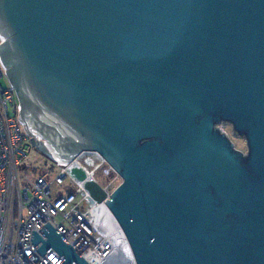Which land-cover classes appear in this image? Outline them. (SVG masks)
I'll return each instance as SVG.
<instances>
[{
    "label": "water",
    "instance_id": "obj_1",
    "mask_svg": "<svg viewBox=\"0 0 264 264\" xmlns=\"http://www.w3.org/2000/svg\"><path fill=\"white\" fill-rule=\"evenodd\" d=\"M0 35L31 146L123 179L85 188L135 264H264V0H0ZM40 231V255L90 264Z\"/></svg>",
    "mask_w": 264,
    "mask_h": 264
},
{
    "label": "built area",
    "instance_id": "obj_2",
    "mask_svg": "<svg viewBox=\"0 0 264 264\" xmlns=\"http://www.w3.org/2000/svg\"><path fill=\"white\" fill-rule=\"evenodd\" d=\"M4 73L0 62V264H60L63 258L56 252L42 256L31 243L32 231L41 234L47 222L89 263L108 261L113 247L96 221L109 209L105 201H95L85 185L97 183L108 199L123 179L97 152H82L66 165L56 161L59 172L52 179L22 180L18 168L36 133L28 134L20 121L13 88L1 84ZM73 169L82 171L84 180L77 179Z\"/></svg>",
    "mask_w": 264,
    "mask_h": 264
},
{
    "label": "rangeland",
    "instance_id": "obj_3",
    "mask_svg": "<svg viewBox=\"0 0 264 264\" xmlns=\"http://www.w3.org/2000/svg\"><path fill=\"white\" fill-rule=\"evenodd\" d=\"M1 84L5 88L9 87L6 77L1 79ZM219 128L221 131L227 134V136L235 144V148L237 150L246 153L247 146L245 139L235 136L233 134L231 125H220ZM18 169L22 180L26 177L31 181H34L38 177L52 179L59 172V169L56 167V164L52 159L33 147L28 149L27 158ZM59 220L60 219L57 218L56 221Z\"/></svg>",
    "mask_w": 264,
    "mask_h": 264
},
{
    "label": "bare ground",
    "instance_id": "obj_4",
    "mask_svg": "<svg viewBox=\"0 0 264 264\" xmlns=\"http://www.w3.org/2000/svg\"><path fill=\"white\" fill-rule=\"evenodd\" d=\"M96 224L106 230V235L113 248L108 261L90 262V264H135L129 241L109 210H106L104 219L97 220Z\"/></svg>",
    "mask_w": 264,
    "mask_h": 264
},
{
    "label": "flooded vegetation",
    "instance_id": "obj_5",
    "mask_svg": "<svg viewBox=\"0 0 264 264\" xmlns=\"http://www.w3.org/2000/svg\"><path fill=\"white\" fill-rule=\"evenodd\" d=\"M35 118V117H34ZM33 123H34V127H36L37 129H43L45 126L44 120L39 117L38 119H33Z\"/></svg>",
    "mask_w": 264,
    "mask_h": 264
}]
</instances>
